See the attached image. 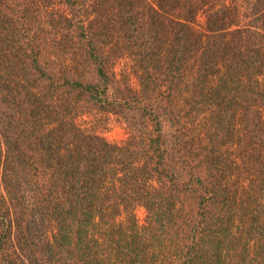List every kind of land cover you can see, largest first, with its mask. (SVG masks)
<instances>
[{
    "label": "trees",
    "instance_id": "trees-1",
    "mask_svg": "<svg viewBox=\"0 0 264 264\" xmlns=\"http://www.w3.org/2000/svg\"><path fill=\"white\" fill-rule=\"evenodd\" d=\"M0 264H264V0H0Z\"/></svg>",
    "mask_w": 264,
    "mask_h": 264
},
{
    "label": "rangeland",
    "instance_id": "rangeland-1",
    "mask_svg": "<svg viewBox=\"0 0 264 264\" xmlns=\"http://www.w3.org/2000/svg\"><path fill=\"white\" fill-rule=\"evenodd\" d=\"M206 16L204 13H200L195 23L196 28H201L205 25ZM112 72L115 76V82L119 83L121 88L126 89V94L130 97L138 95L140 89L138 77L132 67L133 60L131 57L122 56L119 58H111ZM112 105L109 108L101 110H86L77 116V124L87 130L93 131L96 134L103 136L107 141L122 144L129 137V129L123 116L112 109ZM134 220L138 232L143 230V227L147 225V212L143 205H137L133 211ZM128 216L123 213L119 216L118 220H124L127 222ZM140 233V234H141ZM139 234V233H137ZM142 237H146V233H142Z\"/></svg>",
    "mask_w": 264,
    "mask_h": 264
}]
</instances>
